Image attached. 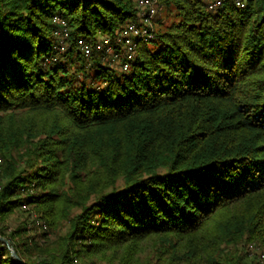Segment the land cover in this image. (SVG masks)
I'll use <instances>...</instances> for the list:
<instances>
[{
  "label": "trees",
  "instance_id": "trees-1",
  "mask_svg": "<svg viewBox=\"0 0 264 264\" xmlns=\"http://www.w3.org/2000/svg\"><path fill=\"white\" fill-rule=\"evenodd\" d=\"M246 1L158 0L124 69L78 41L142 24L138 0H0V264H264L246 248L264 252V0ZM30 208L39 239L8 232Z\"/></svg>",
  "mask_w": 264,
  "mask_h": 264
},
{
  "label": "built area",
  "instance_id": "built-area-1",
  "mask_svg": "<svg viewBox=\"0 0 264 264\" xmlns=\"http://www.w3.org/2000/svg\"><path fill=\"white\" fill-rule=\"evenodd\" d=\"M206 3L208 2L209 7L212 9H217L221 7L227 0H204ZM238 5L245 6L246 0H235ZM138 5L142 8L143 15V23H131L125 26L116 36L115 41L111 36L103 37L99 39L96 43H92L89 39L80 38L78 41V45L81 50L87 56H90L93 53V48L98 50H106L111 53V62H119V58L124 56L126 59L122 61L123 68L127 69L130 66V61H132L136 54V47L138 43L142 40H150L155 36L153 25L154 19L153 17L160 12L161 7L158 4V0H138ZM55 21L60 24V28L57 30L56 34L59 36L58 42V50L61 52L64 51L67 46V41L69 39V28L67 21L60 17L55 16ZM115 44L121 45L123 47L122 51L119 52V49L114 47ZM54 59H57L56 57ZM1 162V157H0ZM1 188V185H0ZM26 208V205H23ZM36 223L38 225H43V227H47L42 220H37ZM250 248H252V253L259 251V256L264 258V252L259 248V246H255L254 244H249Z\"/></svg>",
  "mask_w": 264,
  "mask_h": 264
},
{
  "label": "rangeland",
  "instance_id": "rangeland-1",
  "mask_svg": "<svg viewBox=\"0 0 264 264\" xmlns=\"http://www.w3.org/2000/svg\"><path fill=\"white\" fill-rule=\"evenodd\" d=\"M158 16H160V12L157 13L153 17V19H154L153 21H154V24H156L155 25L156 27H160L158 22H155V20H156L155 18H158ZM163 18L166 19L165 16ZM17 210L18 211H16L15 213H12V215L8 219V225H9L8 232L13 230V228H17L20 226L26 227L27 232H25L23 236L26 237L27 235H32V236L34 235L33 237L39 239L38 234L40 233V229L37 225L33 224V217H34V215H38V213L35 212L34 210H32L31 208L27 209L26 211L19 210V209H17ZM63 229H66V227H64ZM61 231H62V229H61ZM56 234L54 232L49 233L47 239H56L55 238ZM42 240H40V241H42ZM249 244H251V243L246 244V248L250 251V253H252V250H251L252 248H250ZM5 245L11 246V243L8 244L5 242ZM259 248L261 249V246ZM76 263H78V262H76Z\"/></svg>",
  "mask_w": 264,
  "mask_h": 264
},
{
  "label": "water",
  "instance_id": "water-1",
  "mask_svg": "<svg viewBox=\"0 0 264 264\" xmlns=\"http://www.w3.org/2000/svg\"><path fill=\"white\" fill-rule=\"evenodd\" d=\"M0 240L2 241H5L6 243L10 244V241L9 239L3 237V236H0ZM11 251L15 254V257L18 259V260H21L18 253H16V251L14 250V248H11Z\"/></svg>",
  "mask_w": 264,
  "mask_h": 264
}]
</instances>
